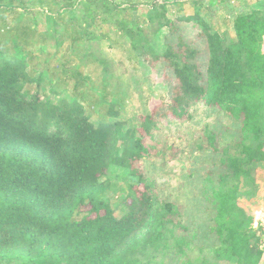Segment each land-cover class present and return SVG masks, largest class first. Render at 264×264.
Segmentation results:
<instances>
[{
  "label": "trees",
  "instance_id": "obj_1",
  "mask_svg": "<svg viewBox=\"0 0 264 264\" xmlns=\"http://www.w3.org/2000/svg\"><path fill=\"white\" fill-rule=\"evenodd\" d=\"M59 1L64 3L61 10L56 0H34L43 16L39 23L26 16L30 0H0V264H153L175 248L174 231L187 230L177 206L160 201L148 184L139 196H132L120 218L99 198L107 189L99 175L113 163L133 166L151 155L150 147L142 137L125 135L118 121L93 122L75 98L61 105L43 99L38 89L53 82L45 81L48 70L38 69V55L30 47L59 33L71 42H90L95 35L83 28L114 23L113 33L128 37L131 50L152 51L128 28L133 3L101 0L105 16L100 17L94 0ZM146 4L145 21L153 33L171 28L167 1ZM171 4L180 7L178 14L185 9L178 21L201 29L209 55L203 77L192 61L194 49L179 42L177 51L167 46L163 52L177 81L172 117L190 120L191 107L202 102L240 119L245 134L258 142L242 144L239 156L225 154V174L218 176L210 197L212 231L219 242L212 264H259L264 227L239 201L256 196L252 170L264 163V16L256 11L239 14L225 44L200 16L198 0ZM113 14L123 17L112 19ZM77 22L82 31L70 27ZM111 29L101 37L110 41ZM95 62L107 73L104 59ZM68 63L54 67L62 84ZM71 74L76 87L84 84L81 70ZM28 85L35 86L29 97ZM108 113L116 116L112 109ZM145 120L143 135L152 138L155 125L149 117ZM213 140L208 137L210 146ZM119 141L124 148L117 158ZM183 244L184 239L176 242L180 251Z\"/></svg>",
  "mask_w": 264,
  "mask_h": 264
},
{
  "label": "rangeland",
  "instance_id": "obj_2",
  "mask_svg": "<svg viewBox=\"0 0 264 264\" xmlns=\"http://www.w3.org/2000/svg\"><path fill=\"white\" fill-rule=\"evenodd\" d=\"M94 1L99 7L100 17L105 16L101 13V0ZM106 1L122 6L133 3L135 10L130 11V15L131 22H134L127 23L128 28L135 38L142 39V44L152 53L131 50L128 37H122L120 32L113 33L111 28L114 23L91 24V27L83 28L95 35L90 42L85 40L87 38L78 43L71 42L68 38L63 39L59 33L54 38L50 37L45 44L36 43L30 47L38 55V69L48 70L45 81L53 82L42 84L38 92L51 105H61L62 102L70 104L75 98L91 115L93 122L118 121L125 135L129 138L142 137L150 147L151 155L132 163L133 166L113 163L105 169L99 175V181L107 189L99 198L107 202L114 215L120 218L127 212L132 196H139L148 184L160 201L177 206L187 230L174 231L171 243L175 248L165 255H159L153 264H212L213 250L219 246V242L212 231L210 197L218 185V176L225 174V154L239 156L242 144L258 142L245 134L240 119L202 102L191 107L190 120L180 121L172 117V98L177 81L168 62L162 57L166 47L177 51V44L181 42L194 49L196 57L192 61L199 66L203 77H206L209 59L201 29L176 18L185 9L178 14L180 7L172 5L173 0H166L172 26L153 33L145 21L147 0ZM166 1L156 0L157 3ZM198 1L202 6L200 16L213 31L221 35L225 44L231 40L233 22L239 14L256 11L264 16V0ZM30 2L27 4V18L42 23L40 4L34 0ZM55 3L57 9L64 5L59 0ZM21 8H18L19 11ZM122 17L113 14L111 18ZM70 27L77 31L81 29L78 22ZM106 28L111 29L108 32L110 41L101 37ZM59 40L62 44H58ZM97 57L107 63V73L103 72L102 65L95 62ZM66 60L69 61L68 70L64 76L66 82L62 84L58 79L60 77L55 75L54 67ZM77 69L84 77V84L80 87L75 86L71 74ZM203 86L207 87L204 81ZM34 91L35 86L28 85L25 94L29 97ZM111 109L116 116L108 113ZM147 117L155 125L150 131L152 138L143 135ZM210 136L214 139L212 146L208 142ZM260 143H264V137ZM123 148V142L119 141L115 148L117 158L122 156ZM252 176L256 182V196L240 200L239 204L264 227V163L253 166ZM227 184L231 182L228 180ZM182 239L184 244L180 251L176 242ZM261 250L263 255L259 264H264V245Z\"/></svg>",
  "mask_w": 264,
  "mask_h": 264
},
{
  "label": "crops",
  "instance_id": "obj_3",
  "mask_svg": "<svg viewBox=\"0 0 264 264\" xmlns=\"http://www.w3.org/2000/svg\"><path fill=\"white\" fill-rule=\"evenodd\" d=\"M262 52L264 54V42L262 41V46H261Z\"/></svg>",
  "mask_w": 264,
  "mask_h": 264
},
{
  "label": "built area",
  "instance_id": "obj_4",
  "mask_svg": "<svg viewBox=\"0 0 264 264\" xmlns=\"http://www.w3.org/2000/svg\"><path fill=\"white\" fill-rule=\"evenodd\" d=\"M263 42H264V37H263Z\"/></svg>",
  "mask_w": 264,
  "mask_h": 264
}]
</instances>
